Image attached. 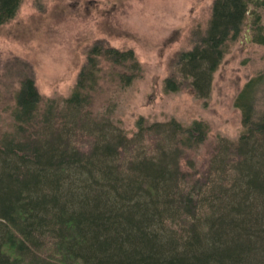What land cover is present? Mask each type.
Returning a JSON list of instances; mask_svg holds the SVG:
<instances>
[{
  "label": "trees",
  "instance_id": "trees-1",
  "mask_svg": "<svg viewBox=\"0 0 264 264\" xmlns=\"http://www.w3.org/2000/svg\"><path fill=\"white\" fill-rule=\"evenodd\" d=\"M20 1L0 0V25ZM249 1L214 0L205 34L176 53L166 91L208 97ZM250 28L251 40L264 44L257 14ZM84 51L67 97L44 98L30 76L14 93L12 131L0 133V264H264V70L234 99L238 137H219L206 167H196L188 150L207 138L202 120L184 126L140 116L128 136L89 117L99 58L141 66L133 49L103 39ZM85 133L91 138L77 147Z\"/></svg>",
  "mask_w": 264,
  "mask_h": 264
},
{
  "label": "rangeland",
  "instance_id": "rangeland-1",
  "mask_svg": "<svg viewBox=\"0 0 264 264\" xmlns=\"http://www.w3.org/2000/svg\"><path fill=\"white\" fill-rule=\"evenodd\" d=\"M38 1L21 0L15 16L0 25V133L12 131L10 107L21 78L32 77L44 98L59 101L76 83L85 47L103 39L108 46L133 49L141 70L99 58V77L86 107L90 118L110 120L128 136L140 116L147 123L174 118L184 126L202 120L207 138L188 150L196 167H206L219 137H238L241 112L234 99L264 70V44L251 40L255 30L250 28L257 14L264 36V0L248 2L243 31L228 42L206 99L186 87L166 91L164 79L176 53L192 48L207 31L214 0ZM122 75L134 77L127 83ZM90 138L78 134L73 143L80 147Z\"/></svg>",
  "mask_w": 264,
  "mask_h": 264
}]
</instances>
